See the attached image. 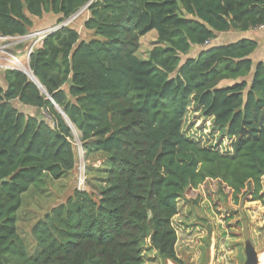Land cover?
I'll return each mask as SVG.
<instances>
[{"label":"trees","instance_id":"16d2710c","mask_svg":"<svg viewBox=\"0 0 264 264\" xmlns=\"http://www.w3.org/2000/svg\"><path fill=\"white\" fill-rule=\"evenodd\" d=\"M80 12L30 59L53 102L25 74L0 72V264H146L145 243L163 264H184L173 219L191 192L216 182L234 213L246 201L264 205L259 44H211L264 29V0H0V35ZM190 115L220 130L233 154L189 138ZM73 128L86 160L103 161L102 176L32 226V253L18 214L34 188L77 170ZM242 219L229 237L241 238Z\"/></svg>","mask_w":264,"mask_h":264},{"label":"rangeland","instance_id":"374dc122","mask_svg":"<svg viewBox=\"0 0 264 264\" xmlns=\"http://www.w3.org/2000/svg\"><path fill=\"white\" fill-rule=\"evenodd\" d=\"M44 22L46 25H56V20L53 21L52 18ZM156 40L155 31L147 34L141 40L138 57L146 59L155 47ZM199 51L200 49L194 51L192 56L197 57ZM0 80L3 82L1 76ZM185 129L188 131L186 135L189 138H195L202 147L212 148L226 155L233 154L231 141L223 137L222 132L212 123L205 122L198 115L189 116ZM73 134L78 159L77 170L63 180L47 179L45 186L34 188L25 196L23 208L18 214L20 234L28 243L32 253L35 249L31 238L32 226L52 207L66 202L76 190L79 176L86 172L87 179L92 182L102 176L99 172H103V161L96 159L92 160V163L88 162L75 128H73ZM218 190L216 182H208L199 190L191 192L187 199L180 201V213L173 219V225L178 234L179 258L184 264H245L247 247L252 246L259 260L258 264H264V255L262 256L264 254V205L246 201L239 209L240 214L234 213L237 206H235L236 209L232 206L226 207ZM196 200L199 208L192 206L193 201ZM234 214H238V218ZM231 215L233 220L227 223L225 219ZM240 217L241 219L243 217L241 238L229 237L230 229L236 227ZM143 253L146 264H163L148 243H145Z\"/></svg>","mask_w":264,"mask_h":264},{"label":"built area","instance_id":"2783aa9c","mask_svg":"<svg viewBox=\"0 0 264 264\" xmlns=\"http://www.w3.org/2000/svg\"><path fill=\"white\" fill-rule=\"evenodd\" d=\"M79 14L64 23L32 30L25 36L4 37L0 35V72L12 70L25 74L24 71L30 69V59L34 51L43 46L48 36L71 23ZM79 177L76 183L77 189L84 191L87 183L86 172Z\"/></svg>","mask_w":264,"mask_h":264},{"label":"crops","instance_id":"0c3cea01","mask_svg":"<svg viewBox=\"0 0 264 264\" xmlns=\"http://www.w3.org/2000/svg\"><path fill=\"white\" fill-rule=\"evenodd\" d=\"M50 26H51L50 24L45 25V26H39L36 29L47 28ZM241 39H248V40H253V41L257 42L259 44V49L256 53L257 57H256V55H254V59L257 62L264 60V29H262V30L257 29L255 31H251V32H247V33L231 32L228 34H220L217 37V39L214 42H212L211 44L214 43L215 45L220 46V45H226V44H229L232 42H237ZM198 49H200V48H197L195 51H198Z\"/></svg>","mask_w":264,"mask_h":264},{"label":"water","instance_id":"95a60500","mask_svg":"<svg viewBox=\"0 0 264 264\" xmlns=\"http://www.w3.org/2000/svg\"><path fill=\"white\" fill-rule=\"evenodd\" d=\"M79 14V13H78ZM26 75V74H25ZM27 76V75H26ZM28 77V76H27ZM29 78V77H28ZM30 79V78H29ZM31 80V79H30ZM36 81L31 80L32 82H34L37 86H39V88L48 96V98L53 102L52 98L49 97V95L46 93V91L44 90V88L40 85V83L38 82V80L35 78ZM57 109L59 110V112H61L63 115L64 113L62 112V110L56 106ZM246 254H247V258H246V262L245 264H258L259 260L257 257V254L255 253V250L252 246H248L247 250H246Z\"/></svg>","mask_w":264,"mask_h":264},{"label":"bare ground","instance_id":"6f19581e","mask_svg":"<svg viewBox=\"0 0 264 264\" xmlns=\"http://www.w3.org/2000/svg\"><path fill=\"white\" fill-rule=\"evenodd\" d=\"M28 72H30V69H27L26 71H24V73L31 79V80H33V81H36L35 80V78H34V76H33V74L30 72V73H28Z\"/></svg>","mask_w":264,"mask_h":264}]
</instances>
